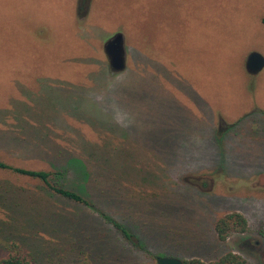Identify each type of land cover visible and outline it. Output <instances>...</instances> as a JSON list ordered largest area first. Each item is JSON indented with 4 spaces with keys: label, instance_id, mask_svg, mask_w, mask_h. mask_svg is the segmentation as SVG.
Instances as JSON below:
<instances>
[{
    "label": "rangeland",
    "instance_id": "1",
    "mask_svg": "<svg viewBox=\"0 0 264 264\" xmlns=\"http://www.w3.org/2000/svg\"><path fill=\"white\" fill-rule=\"evenodd\" d=\"M81 2L0 0V160L49 170L58 151L83 158L95 214L120 219L135 244L0 170V259L45 249L36 204L91 233L105 263L264 264V67L245 68L253 52L264 59V0ZM117 33L121 72L104 49ZM232 214L246 232L221 241L215 225Z\"/></svg>",
    "mask_w": 264,
    "mask_h": 264
},
{
    "label": "trees",
    "instance_id": "2",
    "mask_svg": "<svg viewBox=\"0 0 264 264\" xmlns=\"http://www.w3.org/2000/svg\"><path fill=\"white\" fill-rule=\"evenodd\" d=\"M86 6V0H82L79 3V11ZM262 23L264 24V18ZM70 154L72 153L68 154L66 160H63L65 155L59 151L51 155L48 161L49 170L15 167L1 160L0 170L36 181L33 194L40 196V202L44 203V206L48 203V200H55L59 201L57 209L66 213H68L65 208L67 206L79 211L82 215L88 213L85 210L90 213L92 211L91 220L94 219L96 222V218H98L99 223L96 222L97 225L100 224L102 227L108 225L114 229L115 235L122 241L129 240L132 244H135V240H132V233L124 227L120 219H116L99 209L98 213L95 214L98 206L90 197L89 187L83 186L86 185L83 179L87 180L90 175V173L87 174L88 169L85 168L86 162L83 158H69ZM80 171L83 172L82 176H80ZM93 181H97L96 176ZM42 199H44V202H42ZM38 206L34 204L29 210L34 214L35 220L44 222L41 223V227L37 226L38 222L35 224L33 236L35 242L37 241L36 238L39 242L43 241L45 249L35 250V248L26 253L19 248L9 253L7 257L0 259V264H119L116 260L105 263V256L100 253L101 249H95L93 245H90L93 243L90 238L91 233L85 234L83 228L75 229V232L61 229L56 223L57 216L54 217L52 214L47 216L45 211L39 209ZM63 208L65 210H62ZM63 212H61V217L64 220L66 217L62 215L65 214ZM246 229V220L240 214L229 215L218 220L215 225V233L221 241L225 240L229 232L244 233ZM32 244L34 243L32 242ZM182 264H245V262L239 256L227 253L214 263H204L199 259L191 258L183 260Z\"/></svg>",
    "mask_w": 264,
    "mask_h": 264
},
{
    "label": "water",
    "instance_id": "3",
    "mask_svg": "<svg viewBox=\"0 0 264 264\" xmlns=\"http://www.w3.org/2000/svg\"><path fill=\"white\" fill-rule=\"evenodd\" d=\"M123 41L122 34L117 33L105 44L104 47L113 72H121L125 68ZM263 67L264 59L260 54L253 52L247 57L245 68L248 73L257 74L263 69ZM156 264H182V261L173 258H157Z\"/></svg>",
    "mask_w": 264,
    "mask_h": 264
}]
</instances>
